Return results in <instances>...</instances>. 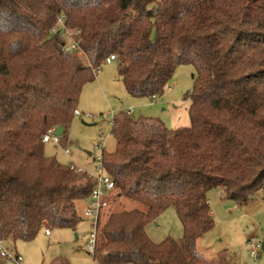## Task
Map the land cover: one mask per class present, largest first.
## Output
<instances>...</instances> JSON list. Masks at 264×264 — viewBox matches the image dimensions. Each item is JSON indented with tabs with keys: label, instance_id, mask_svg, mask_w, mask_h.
<instances>
[{
	"label": "trees",
	"instance_id": "trees-1",
	"mask_svg": "<svg viewBox=\"0 0 264 264\" xmlns=\"http://www.w3.org/2000/svg\"><path fill=\"white\" fill-rule=\"evenodd\" d=\"M59 17L78 51L52 34ZM109 56L135 98L161 96L180 65L195 76L187 128L113 116L103 172L116 197L145 210L99 221L93 261L222 264L196 249L213 228L207 193L247 204L261 191L264 201V0H0V239L28 242L81 222L77 206L96 179L45 156L42 138L58 126L65 134ZM169 207L183 245L146 235ZM259 243L264 253V230Z\"/></svg>",
	"mask_w": 264,
	"mask_h": 264
},
{
	"label": "rangeland",
	"instance_id": "rangeland-1",
	"mask_svg": "<svg viewBox=\"0 0 264 264\" xmlns=\"http://www.w3.org/2000/svg\"><path fill=\"white\" fill-rule=\"evenodd\" d=\"M66 41L69 42L70 39L67 38ZM194 76L195 70L192 66L180 65L167 84L169 91H164L153 100L135 98L128 95L118 79L116 64H104L94 80L83 86L76 104L75 110L90 115V118L73 115L65 134L60 136V143L49 142L43 145L45 156L62 165L80 169L92 177L104 174L98 170L99 163L96 161L101 152L94 147L102 145L106 154L114 151L115 141L110 134L113 116L131 110V117L134 119H154L169 130L187 128L189 96L194 85ZM66 148L70 151L69 156L65 154ZM112 196L101 223L111 212L145 210L137 202L118 195L116 197V192ZM207 199L213 228L197 240V251L206 259L221 261L222 264H264V253H259L252 259L245 248L247 239L253 237L259 241L263 234L264 201L261 191L256 192L247 204L225 198L220 189L210 190ZM85 205L86 203L78 208L80 217L81 209ZM48 230L50 237H46L45 229H41L31 241L6 242L5 245L11 246L12 251L22 258L23 264H50L54 260H62L67 264H98L86 251L91 231V225L87 221L79 222L73 230ZM145 232L154 244L171 239L183 245L182 225L173 207L165 209L150 222ZM2 262L0 258V264Z\"/></svg>",
	"mask_w": 264,
	"mask_h": 264
},
{
	"label": "built area",
	"instance_id": "built-area-1",
	"mask_svg": "<svg viewBox=\"0 0 264 264\" xmlns=\"http://www.w3.org/2000/svg\"><path fill=\"white\" fill-rule=\"evenodd\" d=\"M59 29H61L60 32ZM52 34H58L64 40H67V38L70 39L69 43L64 46L65 52L78 51V48L71 37L73 34L63 26V17H59L57 19V24L52 29ZM114 60L115 59L113 56H109L105 63L107 64L113 62ZM98 72L99 70H97L95 74H98ZM169 90V86H165L164 91ZM126 114L130 116L132 113L131 111H127ZM73 115L83 117L84 119L90 118V115L80 113L77 110L73 111ZM110 125H112V122H110ZM54 130L55 129H50L47 131V133L42 138L43 143L52 142L55 144H59L60 136L55 135ZM94 149L101 152L100 156L96 157V161L99 163L98 170L103 171L101 165L102 153L104 152L103 147L99 144L95 146ZM65 154L69 156L70 151L68 149H65ZM71 169L86 174L80 169H75L73 167H71ZM94 178L96 179V183L92 188L88 199L86 200V205L81 209V217L88 220L91 225V231L88 235V242L86 244V251L91 255L95 250L97 224L101 220L104 211L109 207V199L113 197L112 195L115 193V185L109 176L101 174L100 176ZM45 235H49L48 229H45ZM245 248L249 257L255 259L257 257V254H259L260 243L257 239L251 237L246 240ZM0 258L3 260L4 264H23L22 258L18 256L14 251L9 249L1 239Z\"/></svg>",
	"mask_w": 264,
	"mask_h": 264
},
{
	"label": "crops",
	"instance_id": "crops-1",
	"mask_svg": "<svg viewBox=\"0 0 264 264\" xmlns=\"http://www.w3.org/2000/svg\"><path fill=\"white\" fill-rule=\"evenodd\" d=\"M110 63H111V62H110ZM152 100H153V99H152ZM128 111H131V110H128ZM131 113H132V112H131ZM131 116H132V114H131ZM60 136L62 137V135H60ZM48 143H49V142H48ZM59 143H60V142H59ZM66 149H67V148H66ZM103 151H104V150H103ZM88 155L90 156L89 153H88ZM84 203H86V201H84V202H80L79 205L77 206V209L79 208L80 205H82V204H84ZM81 219H82V218H81ZM83 220H85V221H87V222L89 223V221L86 220V219H82L81 222H82ZM89 224H90V223H89ZM44 234H45V233H44ZM45 236H46V235H45ZM48 236L50 237L51 235L49 234ZM48 236H46V237H48ZM8 248L12 250L11 246H9Z\"/></svg>",
	"mask_w": 264,
	"mask_h": 264
},
{
	"label": "water",
	"instance_id": "water-1",
	"mask_svg": "<svg viewBox=\"0 0 264 264\" xmlns=\"http://www.w3.org/2000/svg\"><path fill=\"white\" fill-rule=\"evenodd\" d=\"M62 133H63V128L61 126H58L55 128V130H54L55 135L60 136V135H62Z\"/></svg>",
	"mask_w": 264,
	"mask_h": 264
}]
</instances>
